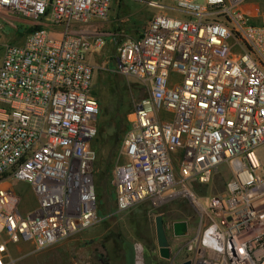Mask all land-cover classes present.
<instances>
[{
    "label": "built area",
    "instance_id": "built-area-1",
    "mask_svg": "<svg viewBox=\"0 0 264 264\" xmlns=\"http://www.w3.org/2000/svg\"><path fill=\"white\" fill-rule=\"evenodd\" d=\"M113 0H0V264L10 247L48 249L99 220V104L89 56L116 46L134 103L111 173L117 211L192 198L220 166L232 177L186 245L190 264H264V23L248 0H128L156 13L139 38L97 31ZM10 14V16H9ZM39 29L19 45L4 23ZM36 201L22 210L15 185ZM179 262V263H180Z\"/></svg>",
    "mask_w": 264,
    "mask_h": 264
},
{
    "label": "rangeland",
    "instance_id": "rangeland-1",
    "mask_svg": "<svg viewBox=\"0 0 264 264\" xmlns=\"http://www.w3.org/2000/svg\"><path fill=\"white\" fill-rule=\"evenodd\" d=\"M247 2L260 10V16L253 19L252 24L262 25L264 0ZM155 13L156 10L149 9L139 2L113 0L107 19L95 22L94 26L100 32L120 34L119 40L137 38ZM29 28L31 27L20 19L4 23V42L21 44L29 34L27 31ZM115 57L116 46L109 41L100 51L89 56V62L93 67L92 92L100 102V111L107 110V118L114 114L119 103L113 84H123V86L137 84L134 79L125 78L115 71ZM146 95L147 92L141 88L132 93L131 102H127V105L131 106L130 113L133 111L134 103ZM130 113L126 115L125 121L126 119L128 121ZM123 137L124 134L120 142L114 143L115 141L112 140L103 141L97 136L92 144L96 161L99 158H108L117 146V152L112 157L113 170L118 162V150ZM257 153L264 162V145L257 149ZM231 177V170L223 165L213 173L207 184H199L195 181L188 184L194 201L188 197H178L159 206L151 201H145L125 211H117L114 189L110 182L107 188L103 189L102 199L98 202L97 209L101 215L98 216L99 220L96 224L39 252H35L30 244L12 246L10 247L11 264H126L125 252L122 248L124 242L131 247L132 264H147L153 254L158 255L154 224L156 216H161L164 224L181 219L189 223V235L184 238L172 237L165 226L169 248L173 255L178 253L175 263H179L186 258L187 253L183 250L202 225L196 203L206 207L209 198L219 194V188L224 189L223 186ZM15 189L22 197V210L34 209L36 201L30 186L17 183ZM151 247H155L154 252H150ZM165 261L162 264H169L167 260Z\"/></svg>",
    "mask_w": 264,
    "mask_h": 264
},
{
    "label": "trees",
    "instance_id": "trees-1",
    "mask_svg": "<svg viewBox=\"0 0 264 264\" xmlns=\"http://www.w3.org/2000/svg\"><path fill=\"white\" fill-rule=\"evenodd\" d=\"M37 29H39L38 26L31 27L27 31L30 34L31 32ZM113 85H114L115 94L119 99V103L117 105V109L114 112V114L111 117L107 118V110L103 109V111H100V102L98 101L99 116L97 120V136L99 139L103 141L112 140V141H115L114 143H118L120 142L122 135L123 134L125 135L126 131L129 128L128 121L127 119L125 121V117L126 115L130 113L131 106L127 105V102H131L132 93L139 89L138 87L139 85L138 84H132L130 86H125V85L123 86V84L121 85L113 84ZM93 95L97 99L96 94H93ZM117 148H118L117 146L114 147V149L112 150V153L109 155L108 158H99V160L97 159L96 161L95 173H94V184H95V190H96V195H97V205H98V202H100L102 199L103 189L107 188V185H109L110 183V180H111L110 174H111V170L114 164L112 157L116 154ZM221 189L222 187L219 188V190ZM97 214L98 216L101 215L98 209H97ZM177 221H186V220L181 219ZM126 244L127 243L124 242V245L122 246L125 252L126 264H132L133 255H132L131 247ZM153 249L154 248L151 247L150 252L151 251L154 252ZM163 262H166V261L161 259L159 255L153 254L149 258L147 264H162Z\"/></svg>",
    "mask_w": 264,
    "mask_h": 264
},
{
    "label": "water",
    "instance_id": "water-1",
    "mask_svg": "<svg viewBox=\"0 0 264 264\" xmlns=\"http://www.w3.org/2000/svg\"><path fill=\"white\" fill-rule=\"evenodd\" d=\"M156 243L158 247L159 257L163 260H170L171 250L168 245L165 224L161 216H156L154 220ZM173 237L183 238L188 234V224L185 221H174L170 226ZM177 264H190L189 261Z\"/></svg>",
    "mask_w": 264,
    "mask_h": 264
},
{
    "label": "flooded vegetation",
    "instance_id": "flooded-vegetation-1",
    "mask_svg": "<svg viewBox=\"0 0 264 264\" xmlns=\"http://www.w3.org/2000/svg\"><path fill=\"white\" fill-rule=\"evenodd\" d=\"M185 222H187V221H185ZM187 224H188V234L187 235H189V223L187 222ZM165 226L167 227V230H168V234H170V235H172V232H171V229H170V226H171V223L170 224H165ZM196 235V234H195ZM194 235V236H195ZM172 237H173V235H172ZM187 237V236H186ZM175 238V237H174ZM184 238V237H183ZM191 240V239H190ZM154 249H155V247H153ZM183 251H185L186 252V250H183ZM157 252H158V247H157ZM159 255V254H158ZM177 256H178V253L176 254ZM176 255H173V253H171V258H170V260H167L168 262H169V264H177V263H175L176 262ZM182 261V260H181Z\"/></svg>",
    "mask_w": 264,
    "mask_h": 264
}]
</instances>
